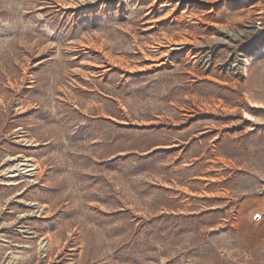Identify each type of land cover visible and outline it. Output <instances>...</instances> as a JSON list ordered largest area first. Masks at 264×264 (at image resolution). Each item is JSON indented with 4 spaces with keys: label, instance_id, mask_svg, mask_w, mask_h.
<instances>
[{
    "label": "rangeland",
    "instance_id": "1",
    "mask_svg": "<svg viewBox=\"0 0 264 264\" xmlns=\"http://www.w3.org/2000/svg\"><path fill=\"white\" fill-rule=\"evenodd\" d=\"M259 42L264 0H0V264H264Z\"/></svg>",
    "mask_w": 264,
    "mask_h": 264
},
{
    "label": "bare ground",
    "instance_id": "2",
    "mask_svg": "<svg viewBox=\"0 0 264 264\" xmlns=\"http://www.w3.org/2000/svg\"><path fill=\"white\" fill-rule=\"evenodd\" d=\"M156 1H160V0H154V2H156ZM165 1H171L173 3V10H175L177 8L183 7L184 5L187 8H189V6L199 5L200 3H202V2L205 3L206 1L208 2L209 0H165ZM229 33H231L233 35V31H231ZM186 43L194 44V41L193 42L186 41ZM199 45H201L200 42H199ZM261 53H264V42L257 43L256 46L252 49V52L249 54L250 57H251L250 58L251 61H254L255 59H257L258 55L261 54ZM240 55H244V54H240ZM234 61H235L234 62V67H238L240 60L237 59V60H234ZM243 64H244V62H243ZM249 64H250V61L248 59L247 62L245 61V64L243 66L246 67ZM30 162H31V159H24V163H22V165L26 166V168H27L26 170L27 171L32 170V168H31L32 164Z\"/></svg>",
    "mask_w": 264,
    "mask_h": 264
},
{
    "label": "built area",
    "instance_id": "3",
    "mask_svg": "<svg viewBox=\"0 0 264 264\" xmlns=\"http://www.w3.org/2000/svg\"><path fill=\"white\" fill-rule=\"evenodd\" d=\"M257 24H259V25H260V24H262V21H258V23H257Z\"/></svg>",
    "mask_w": 264,
    "mask_h": 264
}]
</instances>
